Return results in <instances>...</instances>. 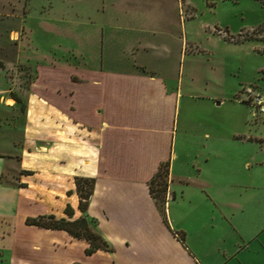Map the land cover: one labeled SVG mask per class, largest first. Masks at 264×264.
Wrapping results in <instances>:
<instances>
[{"label":"crops","instance_id":"0c3cea01","mask_svg":"<svg viewBox=\"0 0 264 264\" xmlns=\"http://www.w3.org/2000/svg\"><path fill=\"white\" fill-rule=\"evenodd\" d=\"M107 1L98 28L75 9L74 38L18 55L37 62L29 80L0 82V263L264 264V156L241 137L242 156L224 157L190 118L171 65L176 55L183 74V38L159 0ZM165 162L159 204L149 181ZM234 162L245 179L221 181ZM75 177L92 179L84 210ZM39 214L84 216L108 249L86 254V239L26 223Z\"/></svg>","mask_w":264,"mask_h":264},{"label":"rangeland","instance_id":"374dc122","mask_svg":"<svg viewBox=\"0 0 264 264\" xmlns=\"http://www.w3.org/2000/svg\"><path fill=\"white\" fill-rule=\"evenodd\" d=\"M159 1L172 18L173 32L183 38V74L176 52L171 65L174 75L181 76L191 91L190 118L206 121L207 130L221 139L224 157L242 156L247 147L239 142L241 137L254 140L250 150L255 157L264 156V112L251 102L253 94L264 99V31L238 40L215 31L220 28L235 35L251 27L255 31L264 28V0ZM104 5L107 0H0L1 84L6 86L7 80L17 77L15 71L26 72L20 74L21 84L29 80L37 62L18 61V55L48 53L55 41L74 38L70 25L76 10L79 22H93L98 28L106 19ZM192 6L195 15L187 18ZM92 38H98L96 30ZM223 163L231 161L224 159ZM237 164L232 171L221 173V181L245 179V170ZM73 249L74 256H79V247Z\"/></svg>","mask_w":264,"mask_h":264},{"label":"trees","instance_id":"16d2710c","mask_svg":"<svg viewBox=\"0 0 264 264\" xmlns=\"http://www.w3.org/2000/svg\"><path fill=\"white\" fill-rule=\"evenodd\" d=\"M166 172L167 163L165 162L160 165L149 181L150 194L159 204H162L163 201ZM74 184L78 195L77 206L80 210H84L86 207L87 197L91 190L92 179L86 177H75ZM85 184L86 186L84 187ZM64 212L66 214H71V208L69 205L64 207ZM25 221L26 223L36 224L47 228H61L73 237H82L86 239L88 245L83 249L86 254L91 253L97 248L108 249L106 241L97 232L91 229L84 216H79L74 219H65L63 217H54L52 214H39L37 216H28Z\"/></svg>","mask_w":264,"mask_h":264},{"label":"built area","instance_id":"2783aa9c","mask_svg":"<svg viewBox=\"0 0 264 264\" xmlns=\"http://www.w3.org/2000/svg\"><path fill=\"white\" fill-rule=\"evenodd\" d=\"M215 31L216 33L220 34V36L223 38L238 40V39H243L254 33L255 35L257 34L258 36H260L261 33L264 31V28H258L255 31V28L251 27L250 29H246V31H239L235 35H228L224 30H221L220 28H216ZM251 102L257 106L259 111L264 112V99H262L260 95L253 94L251 96Z\"/></svg>","mask_w":264,"mask_h":264}]
</instances>
